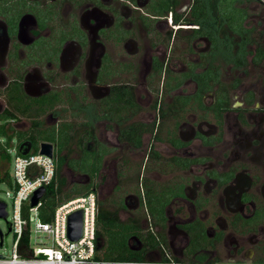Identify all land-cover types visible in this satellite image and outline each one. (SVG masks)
Segmentation results:
<instances>
[{"label": "flooded vegetation", "instance_id": "flooded-vegetation-1", "mask_svg": "<svg viewBox=\"0 0 264 264\" xmlns=\"http://www.w3.org/2000/svg\"><path fill=\"white\" fill-rule=\"evenodd\" d=\"M214 1L217 8L232 5L243 10L246 31L230 29L220 12L210 10ZM252 1L253 13L240 5ZM199 2L210 13L205 25L192 20ZM167 4L169 9L159 13L161 0H0V114L10 111L25 119L18 107L32 109L38 100L47 102L55 96L53 110L75 100L95 107L92 102L109 96L114 84H127L141 107L126 121L130 123L143 109L139 87L135 94L133 81L112 79L121 73L142 77L150 99L145 107L154 111V117L133 121L153 125L137 149L146 135L156 143V148L150 143L142 162L144 169L151 164L156 168V179L149 174L147 178L156 183V195L165 202V222L156 224V232H163L174 256L178 252L187 258L193 250L198 255L193 259L264 264V0H167ZM162 24L167 29L164 37ZM200 26L215 28L213 39L206 35L189 39ZM222 29L229 34H221ZM202 39L206 46L197 50L194 61L184 59L185 69L172 67L177 40L191 54L194 42ZM115 47L128 57L143 54L136 61L114 56ZM217 53L222 64H231L227 80L215 61ZM157 62L164 69L161 76L156 74ZM209 65L216 68L217 82L209 81L200 91L193 75ZM165 70L174 77L173 85L175 78L181 82L168 89ZM155 77L161 82L152 88L149 81ZM188 82L192 90L187 89ZM152 150L156 159L150 157ZM123 174L115 172L116 184L109 194L122 201L118 214L140 212L141 226L150 227L145 177L134 173L130 185L122 187L117 183L126 180Z\"/></svg>", "mask_w": 264, "mask_h": 264}, {"label": "trees", "instance_id": "trees-1", "mask_svg": "<svg viewBox=\"0 0 264 264\" xmlns=\"http://www.w3.org/2000/svg\"><path fill=\"white\" fill-rule=\"evenodd\" d=\"M200 3L202 2H199L193 10L192 20L195 23H203L205 25L206 20L210 19L208 17L210 13L208 14L203 9V5L200 7ZM211 4L210 10L212 9L214 13L220 12L230 29L238 33L246 31L242 26V21L245 17L243 10L235 8L232 5L217 8L216 1ZM161 6V10L158 11L159 13L169 9L167 0H161ZM154 11L156 12V8ZM209 28L206 30L203 26H200V28L194 29V32L189 35V39H195L199 35H206L210 40L213 39V27L210 26ZM213 30L215 31L216 29L214 28ZM210 68L214 69L212 65H209L205 72L193 75L199 84L200 91L207 89L209 81L217 82L218 73L215 70L216 68L213 71ZM163 70L162 65H159L157 62L156 74L161 76ZM183 76L187 77L188 74H184ZM165 77V86L168 89L181 82L178 78H175L177 83L173 85L175 83L174 77L172 78L169 70H165ZM57 99V96L49 97L47 102L44 99H40L37 104H34V108L32 109L18 107L16 110L20 112V115L22 114L23 118L29 119L30 123L27 129H11V127H8L11 121H18L21 118L20 116L10 111L0 114V135L5 136L7 140H11L12 137L17 138L16 155L22 154L21 151L24 148L19 150V147L24 141L31 142V151L34 152L37 151L39 143L42 141L52 143L54 146V157L56 159L55 177L52 183L46 186L45 193L41 199V205L38 208L39 219L43 222L50 220L55 208L60 203L76 196L85 195L96 189L95 181L103 167L104 157L114 150L96 138L89 118L84 114V110L82 109L81 113L83 112L84 117L81 123L62 120L53 125L42 126L39 115L53 110ZM92 104L96 107L95 117L97 119H106L119 125L117 140L120 143H128L137 149L142 144V135L153 131V125L150 126L143 122L132 121L126 123L132 115L141 110V107L134 98L130 85L114 84L109 96L100 101H93ZM16 105L18 106V104ZM10 129L11 131L9 132ZM74 143L77 146L78 155L75 157H65L62 155L63 152H69ZM7 157H9L7 144L0 142V161L5 160ZM150 157L156 159L155 150L151 151ZM63 165H66L74 173L87 176L88 182H73L63 188L66 185L65 179L60 175ZM119 174L121 175V173ZM0 182L12 185L11 176L6 168L2 169ZM142 185L145 188L144 195L147 210L151 216L150 227L143 228L139 217L121 220L118 216L119 210L123 208L121 199L118 201L115 198H110L107 202L99 200L96 223V250L98 257L105 260L142 259L156 254V251H159L163 255V248L171 253L166 236L162 231L156 232L155 229L156 224L164 225L163 210L165 202L163 203L162 199H160L161 197L159 198L156 195V183H153L150 178L145 177ZM103 203H109L113 209H105ZM156 213L158 216H156ZM27 241L28 235L26 234L21 240L22 245H27ZM31 254L30 250H22V255L31 256ZM195 254V251L190 250L187 253L185 261H209L203 256L193 259L192 257ZM171 255L173 259L181 260L172 253ZM196 256L198 255L196 254Z\"/></svg>", "mask_w": 264, "mask_h": 264}, {"label": "built area", "instance_id": "built-area-1", "mask_svg": "<svg viewBox=\"0 0 264 264\" xmlns=\"http://www.w3.org/2000/svg\"><path fill=\"white\" fill-rule=\"evenodd\" d=\"M55 160L54 155L49 157L40 154L39 146L36 152L15 155L12 213L8 222L9 232L14 235L13 251L10 258L0 255V264H219L212 261L175 260L164 248L163 255L156 251V256L142 259L105 260L98 257L96 223L99 196L96 190L60 203L49 221H41L38 208L43 197L33 207L30 206V198L35 191L42 187L46 189L54 180ZM6 210L8 217L7 203ZM76 210L82 211V231L77 240H71L67 235V223L69 215ZM26 234L28 241L24 246L21 240ZM23 249L30 250L31 256L22 255Z\"/></svg>", "mask_w": 264, "mask_h": 264}, {"label": "rangeland", "instance_id": "rangeland-1", "mask_svg": "<svg viewBox=\"0 0 264 264\" xmlns=\"http://www.w3.org/2000/svg\"><path fill=\"white\" fill-rule=\"evenodd\" d=\"M240 5H244V6L246 5V7H248L249 10L251 9L250 13H253L254 10H256V9H253L256 6L255 1L243 2ZM160 26H161L160 36L164 37V35H166L167 29L163 26V24ZM220 33L227 34V35L229 34L226 29H222ZM236 40L237 38H235L233 41H236ZM193 45H194L193 46L194 52L190 54L186 51L187 50L186 46L177 40V46L179 48L175 49V51L173 50V53L171 55L173 56V58L171 57L172 67H174L175 69H185L186 65L184 63V59L194 61L197 58V50L203 49L206 46V43L202 39L197 42H194ZM119 48L120 47H115V49H113V55L119 56L121 54V55L128 57L126 53L123 51V49L121 50ZM158 52L160 55H162V48L159 49ZM142 54L143 53H141V55L136 54L134 57H128V58H132V59L135 58V61L137 60L136 58L140 60ZM215 61L222 66V70H224L222 72V77L224 78V80H227L229 78L228 77L229 74H226V73L231 64L228 65V64H225V62L224 64H222L223 62L222 56H219L218 53L216 54ZM155 78H153L152 81H149V86L152 88L157 83L161 82V80L159 81L157 77ZM141 79L142 77H138L136 75L132 76L131 73L130 74L121 73L119 75H116L112 79L113 83H120L121 81H125V80L126 81L129 80L130 82L133 81L135 84L134 92H136V88L139 87V91H140L139 93H141L140 95L143 97V100L141 101L143 104V109L140 113H138L137 115L133 117L132 121L135 119L143 121V120H148L154 117V111L148 107H145L147 102L150 100L148 99V97H146L147 92L145 90V86L148 87V83H146L145 85V83H143L144 81L141 82ZM138 81L141 82V84H139ZM68 83L69 81H66L63 87H67ZM143 84L145 86H143ZM186 86L188 90H192L191 82H188ZM135 94H137V92ZM82 103L86 105V103L82 102V100L80 101L75 100L74 102L70 104L61 102L58 104L59 106H56V108H54L55 110L52 111L53 114H48V115L46 114L44 117L41 118V122H42V126L53 125V124L59 123V121H62V120L72 121L74 123H81V121H83L84 114H86L92 125L96 138L99 141L105 143L106 145L116 148L114 151L110 152L104 157L103 167L95 181L96 183L95 190L98 192L99 200L107 202L108 199L111 198L109 196L110 188L112 187V185L116 184L115 183V172L116 174L117 172L119 173H121L122 171L124 172L123 178H125L126 180H124L123 182L117 183V185H122V187H128L131 183L130 175H134V173H137V172H138V175H140L138 176V178L148 177V174H149L151 177L156 179V172H155L156 168H153L152 164L150 165L148 170L146 168L145 169L142 168L143 163L145 161V154L148 152L150 145L152 144L156 148V143H154V141L151 139L152 137H150L149 135H146L144 137L142 148L136 149V150L130 149L126 144L117 142V138H116L117 137V125L114 122L96 120L95 114H94L96 111L95 107H91L90 105L84 106L82 105ZM81 109L84 110V114L83 112L81 113ZM29 123H30L29 119L25 118L19 121L10 122L8 124V127H11V129H27ZM11 129L9 130V132L11 131ZM0 142L7 144V152L9 155V157H7L5 160L0 161V176L2 173V169L6 168L12 179L13 162L15 159L16 151H17V138L12 137L11 140H7L5 136L0 135ZM62 155H64L65 157L77 156L78 149H77L76 144L75 143L72 144L71 150L69 152H63ZM60 175L65 179V182H66V185L63 186V188L67 187L70 183H73V182H80V183L88 182L87 176L79 175L77 173L72 172L70 169L67 168L66 165H63L61 167ZM135 184L137 185V183ZM124 191H127V190L124 189ZM120 194L123 195L124 192L120 191ZM12 195H13V185L0 182V200L7 203L8 213H9V216L6 217V219L0 217V229L4 235L3 245L2 246L0 245V255H2L5 258H10L12 256V251H13L12 244H13L14 235L13 233L8 232V222H10L11 213H12V205H11ZM103 204H104L103 207L105 209H108V210L113 209V207L110 206L109 203H103ZM134 212H135L134 214H132V212H127V213L120 212L118 215L121 220L127 219L128 217H131V216H136V215H139L138 217L140 218V220L143 219L140 212H137V211H134ZM171 253L174 254L173 251H171ZM176 253H177L176 256L180 257V254L178 252ZM154 256H156V254H154ZM180 259L185 260V258L183 257H180Z\"/></svg>", "mask_w": 264, "mask_h": 264}, {"label": "water", "instance_id": "water-1", "mask_svg": "<svg viewBox=\"0 0 264 264\" xmlns=\"http://www.w3.org/2000/svg\"><path fill=\"white\" fill-rule=\"evenodd\" d=\"M39 152L40 154L47 155L49 157L53 156L54 152V146L52 143L42 141L39 144ZM22 148H24L22 150ZM31 149V142L24 141L21 143L19 150H22L21 153L23 155H26ZM45 193V188H39L37 191L34 192L32 197L30 198V206H35L38 201L43 197ZM0 217L6 219L7 217V210H6V203L2 200H0ZM10 231V228L8 227V232ZM82 231V211L76 210L73 213H71L68 217V223H67V235L71 240H77L81 236ZM3 240V233L0 229V245H2Z\"/></svg>", "mask_w": 264, "mask_h": 264}, {"label": "clouds", "instance_id": "clouds-1", "mask_svg": "<svg viewBox=\"0 0 264 264\" xmlns=\"http://www.w3.org/2000/svg\"><path fill=\"white\" fill-rule=\"evenodd\" d=\"M39 144H40V143H39ZM39 149H40V147H39ZM30 151H31V149H30ZM30 151H29V152H30ZM27 154H28V153H27ZM53 155H54V152H53Z\"/></svg>", "mask_w": 264, "mask_h": 264}]
</instances>
